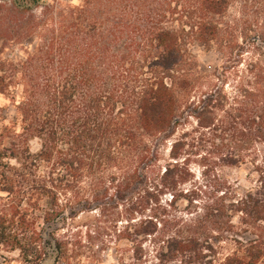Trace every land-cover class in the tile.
<instances>
[{"label":"trees","instance_id":"1","mask_svg":"<svg viewBox=\"0 0 264 264\" xmlns=\"http://www.w3.org/2000/svg\"><path fill=\"white\" fill-rule=\"evenodd\" d=\"M0 3L27 16L26 38L39 36L26 61L0 66V94L14 102L8 123L0 108V184L11 200L0 205V246L28 263H79L85 242L103 249L111 236L132 263H213L212 232L228 234L235 213L264 220V0ZM209 52L221 65L201 62ZM247 162L259 185L234 193L217 171ZM93 211L83 240L65 234ZM172 212L198 216L165 222ZM263 256L250 241L221 263Z\"/></svg>","mask_w":264,"mask_h":264},{"label":"rangeland","instance_id":"2","mask_svg":"<svg viewBox=\"0 0 264 264\" xmlns=\"http://www.w3.org/2000/svg\"><path fill=\"white\" fill-rule=\"evenodd\" d=\"M56 2L63 0H54ZM73 3H76L77 0H69ZM17 10H11V6L1 4L0 3V66L1 63L4 62L3 67L5 69L10 68L11 60H19L26 61L28 58V51H30L39 41L38 35L35 36L32 40L28 37L25 32H23L21 24L22 20L25 17H21ZM13 12V13H11ZM40 9L37 8L33 11V15L36 17L40 14ZM9 17V19H6ZM36 22H39L38 20ZM244 58L247 59V56ZM201 62L206 65H221L223 58L216 55L214 52L205 53L200 56ZM243 68V66L241 67ZM230 85L226 86L225 90L228 93H233V85L234 83L230 80ZM13 101L11 100L9 94L4 95L0 94V108L3 109V117L5 119L4 123H8L14 117V106ZM30 148L32 151H36L39 148V143L36 139L30 141ZM257 152L259 154H263V149L260 145L256 147ZM254 151V150H252ZM169 153V143H166L160 150V162L159 165L163 166L168 160ZM11 163H14L11 160ZM190 168L196 176V178L200 177L201 168L197 165L196 159L191 157ZM218 178L221 183L230 187L231 191L234 193L241 194L247 192L251 189L257 188L259 185L258 172L254 169L251 163L247 162L241 166H220L219 171H217ZM188 187V186H185ZM0 205L5 202L11 201L9 198H6V194L1 191L0 184ZM259 200V201H258ZM257 201V210L260 211L259 215L264 217V199H258ZM198 215L186 214L184 212H172L165 218V222L172 221H183L185 224H190L196 220ZM97 214L95 211L82 214L73 220L72 226L70 223V230L66 232V230H60L59 233L61 235L69 234L73 235V239L75 240H83L85 237L86 226L90 225L94 222ZM232 229L227 232H212L210 235L212 239V245L214 248V252L210 255H215V260L213 263H164V264H224L221 263L224 261L225 257L228 255L236 254L239 258L245 255L247 246L250 241H258L260 244V248L264 249V220L255 221L254 217L251 216H243L241 213H235L232 217ZM123 223H118V227H120ZM163 224V223H162ZM75 233V234H73ZM104 242L106 246H103V249L97 248L94 246L92 249L87 248L88 243L86 244V249H82L79 253L80 262L79 263H53L52 261H45L40 264H159V263H132L128 257L131 254L129 249L126 248V245L123 241L114 242L113 237L104 236ZM100 245V244H99ZM101 247V245H100ZM146 254L151 258L155 255L156 250L151 242H147L145 245ZM98 258V262L94 261V259ZM121 259V260H120ZM75 261V260H74ZM122 261H124L122 263ZM243 262V263H241ZM240 263L234 261L233 263L227 264H249L246 263V260H242ZM0 264H36V263H28L25 262L19 250H11L9 246L1 245L0 246ZM163 264V263H161ZM255 264H264V256L259 260L258 263Z\"/></svg>","mask_w":264,"mask_h":264}]
</instances>
